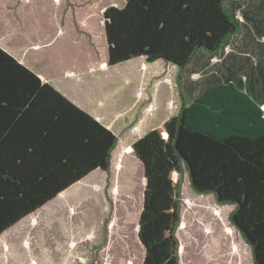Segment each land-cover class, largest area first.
Segmentation results:
<instances>
[{"label":"trees","instance_id":"16d2710c","mask_svg":"<svg viewBox=\"0 0 264 264\" xmlns=\"http://www.w3.org/2000/svg\"><path fill=\"white\" fill-rule=\"evenodd\" d=\"M230 1L106 0L102 11L101 5L94 16H82L99 0H67L65 13L78 17L73 46L65 51L75 53L87 40L94 47L102 18L108 66L144 57L182 72L200 51L216 56L240 33L243 23ZM257 2L264 37V0ZM259 46L257 91L252 77L232 75L192 102L183 100L176 116L128 148L147 180L138 225L143 264H181L177 231L185 170L195 192L217 201L212 195L185 198L203 222L214 217L219 223V229L206 230L207 262L229 264L232 250L235 260L243 256V243L224 218L227 208L219 205L230 204L231 221L251 246L254 263L264 264V42ZM21 59L0 44V234L91 172L108 171L118 143L111 129Z\"/></svg>","mask_w":264,"mask_h":264},{"label":"rangeland","instance_id":"374dc122","mask_svg":"<svg viewBox=\"0 0 264 264\" xmlns=\"http://www.w3.org/2000/svg\"><path fill=\"white\" fill-rule=\"evenodd\" d=\"M66 1L0 0V37L6 41L15 55L25 58L33 68L45 75L50 76L54 66L57 67L56 64L62 59L69 58L74 64L77 61L74 59L81 57L75 65L76 67L81 65L79 69L81 72L99 70L97 77L100 79H104L102 77L105 72L114 74L109 78L110 81H101L100 84L105 90L123 86L127 80L140 78L141 87L146 88L147 83H143L146 80L152 84L153 90L160 89V100L164 99L163 94L169 93L168 102H172V110L166 114L168 116L155 117L152 124L146 125L143 136L149 130L162 126L166 120L176 116L180 112L183 100L187 103L192 102L211 85L231 78L232 75L243 79L252 77L256 91L259 88L256 77L253 76L254 69L262 59L259 43L264 42L260 29L263 22L259 20L262 16L257 13L258 0H231L230 3L237 9V15L243 23L240 33L231 37L227 47L216 56L200 51L191 65L182 72L172 63L163 60L148 63L144 57L122 63L109 70L102 68L107 63L102 18L99 21L97 19L94 47L87 40L84 41V47L80 48L83 53L68 54L65 50L66 47L73 46L74 41L71 42L72 38H75L77 28L74 23L78 16L77 14L67 16ZM101 1L106 0H99L100 4L90 5L88 12L84 10L83 14H78L94 16L102 5ZM107 1L122 5L126 0ZM106 6L107 2L100 7V11ZM62 14H65L64 18L61 17ZM42 18L44 22L41 21ZM60 18L63 19L62 25ZM33 45L37 46L32 47ZM57 49L61 51L58 52L59 57L54 58L53 53ZM92 63L93 68L85 66ZM55 75H61L57 69L53 73V76ZM94 75H98V72ZM127 91L123 92V96H126ZM129 130L131 129L128 128L127 131ZM136 131L137 135L142 133L139 128ZM130 156L132 158L126 162L124 175L120 179L119 194L116 184L117 197L111 193L113 180L110 177L105 187L96 189V192L90 193L88 187L79 189L78 187L82 185L80 184L48 206L50 208L48 213L52 214L53 221L44 223H50V234H56L54 238L60 239L59 264H143L145 250L138 238V224L144 199V169L139 160L133 155ZM187 175L188 172L185 170L182 180V218L177 231L180 263L213 264L207 262L206 258L205 248L208 243L206 230L219 229V223L214 217L203 222L197 207L189 205L185 198L214 195L195 192L190 180L189 184L185 181ZM213 202H217L215 198ZM219 205L227 208L224 218L236 229V241L243 243V256L235 260L232 250L228 263L255 264L251 246L231 221L234 205ZM39 221L43 222V219ZM66 258H69L67 262L63 260Z\"/></svg>","mask_w":264,"mask_h":264},{"label":"crops","instance_id":"0c3cea01","mask_svg":"<svg viewBox=\"0 0 264 264\" xmlns=\"http://www.w3.org/2000/svg\"><path fill=\"white\" fill-rule=\"evenodd\" d=\"M82 21L81 24H84ZM0 44L7 49L10 48L2 37H0ZM36 46L33 45L32 47ZM40 46L38 47L40 48ZM75 53L81 54L83 52L78 50ZM79 58L76 57L74 59V61L77 60L74 64L73 61H69V58H64L61 62H58L56 64L57 67L54 66L52 72L55 73L57 69L61 75L53 76L52 73L49 76L39 71L38 73L45 81L51 83L58 91L115 133L118 137V143L112 152L111 166L108 171L97 169L91 172L40 209L22 218L2 232L0 234V264H59L61 262L59 258L60 239L59 237L58 239L54 238L56 234H50V223H44V221H53L52 214L48 213L50 210L48 206L80 184L82 185L78 187L79 189L88 187L90 193L96 192V189L105 187L110 177L113 180L111 193L117 197V193H115L116 184L118 189L120 179L124 175L125 164L132 158L128 153V148L138 138L143 137V129L146 125L152 124L155 117L163 118L168 116L166 114L172 110V102H168L170 100L168 99L169 93L163 94L164 99L160 100V89L159 91L156 89L157 93L153 90L152 84L150 85L146 80L143 81L144 84L147 83L146 88L144 86L141 87L140 78L127 80L124 85L122 84L123 86L105 90L100 84L101 81H108L114 74L110 75L105 72L102 77L104 80L97 77L99 76V70L94 72L91 69L88 72H81L79 70L81 65L75 66L79 62ZM119 65L110 67L106 63L102 68L109 70ZM85 66L93 68L94 65L92 63ZM96 72H98V75H94ZM125 91H127L126 96H123ZM128 128L131 130L127 131ZM138 128L142 132L140 135H137V131L135 132ZM40 219H43V222H40ZM68 259L63 260L67 262Z\"/></svg>","mask_w":264,"mask_h":264},{"label":"water","instance_id":"95a60500","mask_svg":"<svg viewBox=\"0 0 264 264\" xmlns=\"http://www.w3.org/2000/svg\"><path fill=\"white\" fill-rule=\"evenodd\" d=\"M142 166H143V164H142ZM143 169H144V166H143ZM144 179H145V183L147 182V180H146V177H145V171H144ZM143 201H144V199H143ZM143 204H144V202H143ZM139 225V228H140V224H138ZM143 247H144V245H142ZM144 250H145V247H144Z\"/></svg>","mask_w":264,"mask_h":264}]
</instances>
